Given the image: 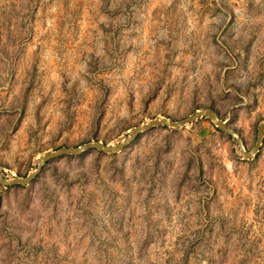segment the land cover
<instances>
[{"label": "rangeland", "instance_id": "374dc122", "mask_svg": "<svg viewBox=\"0 0 264 264\" xmlns=\"http://www.w3.org/2000/svg\"><path fill=\"white\" fill-rule=\"evenodd\" d=\"M215 108L264 122V0H0V170ZM208 118L0 185V264H264V139Z\"/></svg>", "mask_w": 264, "mask_h": 264}, {"label": "water", "instance_id": "95a60500", "mask_svg": "<svg viewBox=\"0 0 264 264\" xmlns=\"http://www.w3.org/2000/svg\"><path fill=\"white\" fill-rule=\"evenodd\" d=\"M202 118H208L214 126L233 138L237 145L238 151L247 159L253 158L259 151L262 141L264 139V122L260 123L257 128L256 140L253 147L248 150L240 133L233 127L226 124L220 117L219 112L213 107L196 109L191 115L182 119H170L167 117H153L137 127L130 130L127 137L116 145H106L100 141L87 142L78 147H61L57 150L46 151L42 154L39 160L34 164L33 168L27 175L9 176L4 171L0 170V185L3 187L11 186H26L31 183L42 171L43 167L51 160L60 156H77L88 150H97L102 153L111 154L122 151L130 143H132L139 134L156 127H164L170 130H179L188 124H192Z\"/></svg>", "mask_w": 264, "mask_h": 264}]
</instances>
